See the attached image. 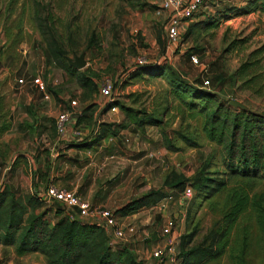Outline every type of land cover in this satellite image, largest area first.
<instances>
[{
    "label": "rangeland",
    "instance_id": "1",
    "mask_svg": "<svg viewBox=\"0 0 264 264\" xmlns=\"http://www.w3.org/2000/svg\"><path fill=\"white\" fill-rule=\"evenodd\" d=\"M211 2L203 14L181 25L178 41L172 45L165 39L166 15L159 10V0H0V82L4 81L0 83V117L10 116L14 121L11 131L0 139V185L8 187L19 170L22 175L30 174L32 180V167L37 175L40 168L45 169L49 160L44 152L49 154L58 138L54 118L67 108L69 101L76 104L74 117L81 115L83 119L72 127L70 139L95 138L101 124L96 121L102 118L94 114L96 106L89 111L91 115L83 114L82 110L93 103H105L98 87L108 81L114 93L112 104L151 116L160 123L145 130L151 139L142 134V143L154 153L151 166L155 165L145 192L161 187L163 178L168 183L178 179L177 192L165 190L169 197L149 207L150 225L139 228L145 229L147 235L141 252L149 254L160 246L157 243L162 228H166L172 241L167 258L178 264V253L197 246L224 226L222 217L233 204L230 199L238 194L246 197L247 203L228 230V246L221 257L203 264H238V253L234 261L229 249L239 247L242 237L243 263L262 264L264 233L255 223L252 201L264 194V183L258 178L222 174L221 151L207 142L202 133L199 110L206 98L189 91L201 87L200 91L206 93L203 96L212 98L213 103L235 101L242 105L240 111L264 115V51L262 82L244 84L245 80L234 76L248 54L264 44V0ZM203 21H208L209 29L198 24ZM165 51L166 61L161 60ZM191 56L196 59L195 64L190 61ZM76 57L85 63L79 70L67 65L68 60ZM139 60L143 61L141 65ZM137 66L144 69L135 70ZM251 71L248 69L247 77ZM6 77L11 90L6 86ZM36 77L45 85L49 97L45 101L38 93L37 100L41 98L45 103L42 110L45 114L35 116L31 112L33 115L19 120L17 114L23 112L10 109L14 106L11 95L17 94L18 80L22 81V87H28L27 94L31 95L34 90L31 81ZM173 77L184 86L172 83ZM258 85L263 88L258 89ZM173 91L182 93L185 99H177ZM89 115L91 123L87 121ZM114 115L108 114L103 120L110 121ZM35 117L39 120H33ZM164 138L169 139L174 149L165 151ZM42 147H47V152L44 150V158L40 160ZM204 166L208 167L206 172L213 173L209 176L211 186L200 191L191 189L189 196L182 198L184 185L181 187L180 182L189 181ZM89 177L95 178L91 172ZM220 180L223 187L212 189ZM14 191L26 192L24 187L19 188V183ZM43 206L62 211L58 204ZM146 216L145 212L140 214L143 219ZM0 264H44V261L37 257L32 263L19 260L7 250L1 255Z\"/></svg>",
    "mask_w": 264,
    "mask_h": 264
},
{
    "label": "trees",
    "instance_id": "2",
    "mask_svg": "<svg viewBox=\"0 0 264 264\" xmlns=\"http://www.w3.org/2000/svg\"><path fill=\"white\" fill-rule=\"evenodd\" d=\"M198 24L203 26V29L210 28L208 21ZM263 51L264 44L251 51L244 63H240L234 76L237 79L245 80L244 84L262 82ZM65 68L68 74H72L70 68ZM141 69H144V66L135 68V70ZM248 69H252L253 73L247 77ZM246 77L248 79H245ZM6 78L8 79V77ZM171 82L179 87L184 86L176 77H173ZM84 84L83 86H85ZM262 88V85H258V89ZM200 89L201 87L190 89L189 92L206 98L203 99L204 102L201 101L199 110L203 118L202 133L207 142L219 147L221 151L222 174L241 179L258 178L264 183V115L240 111L238 108L229 106L230 101L224 104L213 103L214 100L203 96L206 93L201 92ZM173 92L177 99H185V95L182 93ZM119 108L124 112L126 119L136 126L158 127L160 125L159 121L151 116L142 115L124 106H119ZM187 108L190 109L188 106ZM87 110L89 109H84L83 113ZM6 127V117H0V132L4 131ZM164 140L166 144V148H164L167 151L174 149L169 139L164 138ZM207 169L208 167L204 166L196 170L189 181L180 182L181 187L184 185V187L188 186L190 189L200 191L211 186L213 181L211 182L209 176L213 173L206 172ZM223 185V180L217 181L215 188L212 189L218 190ZM177 186V178H173L170 183L164 179L159 189L149 191L125 203L113 214L125 216L139 208L155 205L166 196L168 197L163 189L177 192ZM230 200L233 201V204L222 217L224 226L210 233L197 246L178 253V264H203L216 260L224 254L228 246V230L235 225L236 219L247 203L246 197L242 198L238 194H234L233 199ZM43 205L44 203L34 194L15 196L5 188L1 189L0 246L12 247L16 257L38 254L42 257L44 264H144L127 249L110 247L104 230L96 224L70 221L63 216L50 225L44 219L48 209ZM252 207L255 211V223L264 233V194L260 199L252 201ZM55 213L61 212L55 211ZM242 240L244 241V237H242L239 247L229 249L234 261L236 260L235 254L238 253V264H244L245 246ZM262 264H264V260Z\"/></svg>",
    "mask_w": 264,
    "mask_h": 264
},
{
    "label": "crops",
    "instance_id": "3",
    "mask_svg": "<svg viewBox=\"0 0 264 264\" xmlns=\"http://www.w3.org/2000/svg\"><path fill=\"white\" fill-rule=\"evenodd\" d=\"M167 58L168 53L165 51L164 57L161 60L166 61ZM7 80L5 82L6 86H8L11 90L12 86L9 82H7ZM2 82L4 81H1L0 83ZM16 87H18V90L16 91L17 94L11 95L12 98L14 97V106L10 109L15 112L22 110L23 113L19 112L17 114V116L20 117L19 120L24 117L27 118L28 114L43 116L45 113L42 110L43 107H45V103L41 101V98L37 100V97H39L38 95L41 93L34 89L33 91L35 93L32 91L31 95H28V87H22L21 85H16ZM41 96L43 98L42 94ZM43 100L45 99L43 98ZM95 106L96 109L94 114L97 113L98 117L100 116L102 118L100 122L98 120L96 121V123L101 124L98 128L99 134L95 138L86 140L70 139L73 137L72 127L83 121V119L81 120V115L74 117L75 106L69 115L68 122L65 125L62 135H58L56 143H54L49 150V154L44 152V150L47 152V147H42V149H40V151H42V153L39 154L40 160H43L44 158L43 152L44 155L48 156L49 161L47 162V165H45V169L40 168L37 175L34 174L36 168L34 169L32 167L34 170H32V180H30V174H28L29 176L22 175L19 170L18 173L8 182V187L1 184L0 190L5 188L15 196L34 194L38 197V199H40L43 198L42 195L45 187L52 185L56 188L70 191L80 200L86 201L90 205L109 210L112 214L125 203L149 192H145V189L149 187L151 173L155 169V165H152L153 167L151 166V164H153L154 153L151 152L149 146L146 147L144 146V143H142V134L151 139V137L146 134L145 130L153 127L148 125L136 126L132 124L126 119L124 112L118 108V105L115 106V103L112 104V102L108 103L107 101H105V103H93L89 110L83 114H90L89 111L92 110L93 107L95 108ZM112 107L115 108L114 111H110V108ZM87 108L88 107L85 106L84 109ZM64 110L68 111V107L63 109L61 112ZM12 111L10 112L12 113ZM31 112H33V114H31ZM45 112L46 114H49V112ZM108 114L116 115H114L110 121L103 120V117H106ZM90 115L87 118L88 120L86 119L88 123L93 121ZM33 120L37 121L39 119L38 117H35ZM6 122L7 127L4 131L0 132V139L13 128L14 121L10 116H6ZM15 124L16 126L18 125V123ZM18 128H20L19 125ZM13 135L14 133L10 136L13 138ZM12 147L14 146L12 145ZM165 151L167 150L165 149ZM22 156L25 157V155ZM1 160L2 158H0V161ZM25 160L27 162L28 159L26 158ZM80 168L83 169L80 170ZM28 172L30 173L31 171L28 169ZM84 172L86 174H84ZM90 172L95 178L89 177ZM18 183L19 188H25V193H18V191L15 193L14 190L16 189V186H18ZM163 190L171 191L170 189ZM149 207L150 206L139 208L126 214L125 216L113 214L116 224L122 228L123 237L121 240L114 242L110 229L105 230L104 232L108 239V245L112 248H125L130 253L134 254L137 260L146 262L148 254L142 253L141 250L142 244L145 243L144 240L147 235L145 233V229L143 231H139V228L150 225V223H148L151 219L149 213L152 208ZM44 208L48 209L44 219L50 225L55 223L61 217H66V214L70 212V210L63 206L60 207V210L62 211L59 214L55 213V211L48 206H45ZM144 212L147 215L145 219L140 217V214ZM77 221L95 224L94 221L90 222L87 219ZM138 225L140 227H137ZM128 228L132 229L131 233L128 232ZM111 243L113 244L110 245ZM162 244L163 237L160 238L157 245ZM7 250L11 252L12 256L19 260H31L32 263L36 260V257L38 259H42V257L38 254H26L21 257H16L13 254L12 247L3 246H0V257L1 255H4Z\"/></svg>",
    "mask_w": 264,
    "mask_h": 264
},
{
    "label": "built area",
    "instance_id": "4",
    "mask_svg": "<svg viewBox=\"0 0 264 264\" xmlns=\"http://www.w3.org/2000/svg\"><path fill=\"white\" fill-rule=\"evenodd\" d=\"M212 0H160L159 10L166 15L165 25V39L167 43L174 45L178 41V30L182 24L190 21L194 17H198L203 14L205 10L209 9V2ZM190 61L196 63V59L191 56ZM143 61L139 60L138 65H141ZM17 84H23L21 80L17 81ZM34 89L43 95L45 100L48 99V95L45 91V85L40 78H34L31 81ZM207 85V82L203 83ZM98 94L105 98L109 103L113 100V91L108 81H103L98 87ZM76 106L74 101H69L67 104L68 111L64 110L58 114L54 121L55 132L58 135H62L65 125L68 122L69 115L72 109ZM114 107L110 108V111H114ZM191 189L186 186L182 192V198L189 196ZM43 198L40 200L45 204L57 203L70 210L66 214V217L70 221H77L87 219L90 222L94 221L96 225L101 227L104 231H111L113 241L117 242L122 239L123 231L115 220L111 211L103 209L98 206L90 205L86 201L80 200L75 194L65 189L56 188L52 185H48L43 190ZM79 222V221H78ZM128 232H132V229L128 228ZM168 230L162 228L163 244L152 249L148 254V259L144 264H176L174 260L167 258V252H170V246L172 241L167 237ZM111 243L110 245H112Z\"/></svg>",
    "mask_w": 264,
    "mask_h": 264
},
{
    "label": "water",
    "instance_id": "5",
    "mask_svg": "<svg viewBox=\"0 0 264 264\" xmlns=\"http://www.w3.org/2000/svg\"><path fill=\"white\" fill-rule=\"evenodd\" d=\"M67 64L70 68H72L74 70H79V69L83 68L85 65V63L82 61L81 57H76L73 59V61L68 60ZM228 105L231 107H235V108H240V109L242 108V105L235 102V101H230L228 103Z\"/></svg>",
    "mask_w": 264,
    "mask_h": 264
}]
</instances>
